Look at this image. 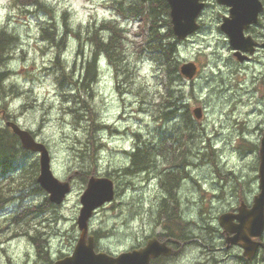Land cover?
Returning a JSON list of instances; mask_svg holds the SVG:
<instances>
[{
	"label": "rangeland",
	"instance_id": "rangeland-1",
	"mask_svg": "<svg viewBox=\"0 0 264 264\" xmlns=\"http://www.w3.org/2000/svg\"><path fill=\"white\" fill-rule=\"evenodd\" d=\"M43 1L46 11L34 8L23 11L10 0H0V25L16 35L10 59L1 65L8 71L5 84L15 83L16 89L5 101L0 97V127L5 126L6 114L8 119H15L23 128L31 130L37 140L46 144L53 174L61 181L68 180L70 191L60 204L52 203V208L43 204L33 210V203H42L48 193L42 188L39 193L34 188L38 184L33 181L38 155L30 151L17 157L11 171L0 172V196H3L0 199V264H51L72 252L79 236L76 219L81 207L80 196L86 187L78 172L90 171L94 165L96 175L109 174L107 177L112 179L115 189L114 199L98 208L89 222L90 232L101 233L96 239L98 250L111 254L129 251L160 230L157 223L162 218L157 209L165 192L158 185L157 169L130 177L118 171L129 162L126 152L137 140L159 142L179 130L181 116L170 121L162 119L166 115L162 113L165 106L162 103L166 101L160 102L165 89L179 103L187 104L197 133L196 138L186 141L187 153L182 166L187 164L183 171L190 173L193 182L188 180L184 189L177 188L175 200H170L175 202L173 206L176 204L175 219L182 211L194 217L200 211L205 212L203 216L206 213L218 216L229 210L230 205L237 208L240 200L251 205L258 192L256 170L264 131V46L246 61L236 58L227 35L219 29L222 16L228 15L227 6L206 0L208 4L200 13L199 29L176 43L180 65L189 61L197 65L193 79L181 76L170 82L147 59L139 61L128 79H124L122 75H115L105 56H100L97 79L91 85L93 94L85 104L93 111L97 123L108 127L97 126L91 140L89 121L76 113L83 109L81 102L75 101L76 94H83L70 84L69 78L58 77L59 67L66 65L70 74L68 67L73 64L80 67V60L91 57L92 44L86 39V29L114 17L113 10L108 7L109 0ZM64 20L70 29L56 61L58 48L42 35L40 27L52 21L56 33L62 32L66 28ZM261 20L262 25L249 32L253 37L264 34V17ZM118 21L131 37L139 31L137 22L120 16ZM77 30H80L78 36L74 33ZM79 41L83 57H78ZM138 41L140 37H135L132 43H127L129 56L135 53L134 42ZM196 107H201L199 119L192 112ZM89 140L93 144L81 146ZM165 145L160 147L162 153H156L158 165H164L169 155L164 153ZM93 147L95 156L98 154L94 163L90 157ZM192 163L199 165L194 167ZM210 190L221 193L226 200L209 208ZM197 252L195 246H187L178 259L158 264H190ZM218 252L242 255L238 248L223 247ZM241 263L236 259L221 262Z\"/></svg>",
	"mask_w": 264,
	"mask_h": 264
},
{
	"label": "trees",
	"instance_id": "trees-1",
	"mask_svg": "<svg viewBox=\"0 0 264 264\" xmlns=\"http://www.w3.org/2000/svg\"><path fill=\"white\" fill-rule=\"evenodd\" d=\"M12 4L20 8L23 11H29L31 8L41 9L46 11L47 5L43 0H10ZM108 7L113 10L114 17L108 20H102L98 25L87 28L86 39L92 44L91 48V57L88 59L80 60V67L72 66L69 68L70 74H68L66 65L60 64L59 70L60 75L58 77L69 78L70 84L75 85L78 91L81 94H76L77 99L82 104V110L76 113L82 119L89 121L90 129L89 135L91 140L94 139V131H96L97 126L106 128L108 125L97 123L93 111L88 104H85V100L93 94L92 84L95 83L97 75L99 72V57L105 56L107 61L113 66L114 73L116 76H123L124 79H128V75L131 74L133 67L142 59L149 60L151 63H154L160 71V74L164 77H167L170 82H175L181 78L179 73V65L181 61L177 53V39L175 38L172 29L169 16V5L166 0H109L107 2ZM123 17V20L134 21L138 23L139 31L133 34V37L130 36L129 31L122 26L118 21V18ZM46 26H41L42 35L50 40L58 49L56 51V61H59L62 50L64 49V38L65 34L69 32L68 22L64 20L63 25L66 27L62 32L56 33L55 23L52 21L48 22ZM80 30L75 31V35H79ZM56 33V36L53 34ZM135 37H140V41L134 42L135 53L129 56L127 52V43L134 41ZM78 40H82L78 38ZM16 41V35L12 32H9L5 26L0 25V66L6 64V61L10 59L12 55V46ZM174 41V42H173ZM132 43V42H131ZM140 50L137 52V50ZM79 53L78 57H83L82 43L79 41V47L77 48ZM9 79L8 71L4 69L3 66L0 67V97L5 101L13 91L16 89V84L11 83L7 86L5 83ZM165 88V87H164ZM179 97V96H178ZM176 97V98H178ZM181 99V98H180ZM179 99V100H180ZM163 100L166 102L162 103ZM164 106L162 110L163 114H166L162 117L164 120H172L175 117H182L183 122H179V130L175 131L174 134L170 133L171 136L164 137L160 142L154 140H142L139 139L134 143V146L130 151H127V156L129 162L127 167L124 166L120 168L118 173L130 177L139 173H153L155 169H159V172L163 173L164 177L169 178L170 176L176 177L177 182L179 177L183 173L182 166L186 158V141L193 138H196L197 133H195L196 126L193 124V117L190 111L187 108L186 103L178 102L174 97L169 93V90L165 89L162 92L161 102ZM182 108V110L180 109ZM71 111H75L73 108H70ZM1 111V110H0ZM5 112V111H4ZM168 114V115H167ZM179 114V115H178ZM8 115L4 114L5 120H8ZM185 123V124H184ZM94 126V127H93ZM105 126V127H104ZM96 127V128H95ZM137 139L140 138L136 134ZM160 143V145H159ZM81 144V143H80ZM93 144L90 140L88 144H81L84 148ZM167 149L166 152L169 154L166 161V166L158 165L156 162L155 156L157 152H163L160 150L161 145ZM28 150L24 149L19 141V138L12 130L3 126L0 127V172L6 173L13 169L17 157L21 153H27ZM90 157L91 161L96 160L98 154L95 148H91ZM188 163V162H187ZM174 168H171V166ZM162 166V167H161ZM164 166V167H163ZM96 165L92 166L90 171L80 170L79 178L87 182L88 178L92 175H96L95 170ZM150 169V170H149ZM38 171V163H34V176L33 181L36 182L35 174ZM116 172V170H115ZM135 172V173H134ZM130 174V175H128ZM118 175V174H117ZM105 176H109L108 173H105ZM110 177V176H109ZM35 190L39 193L42 192L41 187L35 183ZM168 193V198L174 200V191L172 188L166 189ZM45 194V193H44ZM3 196H0V199ZM46 204L48 207H53L54 205L49 202L47 197H44L43 202L40 204L33 203L32 209L34 210L37 207ZM28 206H31L30 204ZM2 205L0 206V208ZM167 209V208H166ZM160 208L157 209L160 218H169L173 217V210L171 207L168 209ZM179 216H177L178 218ZM95 238L97 239L101 236L99 231L93 232ZM47 258V257H45Z\"/></svg>",
	"mask_w": 264,
	"mask_h": 264
},
{
	"label": "water",
	"instance_id": "water-1",
	"mask_svg": "<svg viewBox=\"0 0 264 264\" xmlns=\"http://www.w3.org/2000/svg\"><path fill=\"white\" fill-rule=\"evenodd\" d=\"M169 5L171 29L177 40L185 39L199 27L197 17L203 9V0H166ZM219 4L230 7V17L224 18L220 25L229 39L230 46L238 60L253 53L256 42L250 36H244L243 30L257 19L262 11L259 0H216ZM193 62H184L179 67L180 74L191 79L196 73ZM196 118H200L201 108L193 109ZM5 125L16 134L24 149L38 154L39 172L37 182L48 193V200L60 204L70 191L68 180L61 181L51 169L50 154L46 145L38 141L31 131L21 127L16 121L7 120ZM258 192L253 196L250 207L240 203L237 212H224L219 216L220 225L232 233L227 243L239 244L243 255L251 258L259 247L264 249V241L259 240L264 232V131L258 150ZM114 184L107 176H90L80 196L81 207L76 219L79 236L69 255L52 262V264H149L150 259L160 254H170L172 250L165 242L156 238L147 240L143 247L112 255L95 250V238L89 234V220L94 211L113 200ZM237 223H231L232 219Z\"/></svg>",
	"mask_w": 264,
	"mask_h": 264
},
{
	"label": "flooded vegetation",
	"instance_id": "flooded-vegetation-1",
	"mask_svg": "<svg viewBox=\"0 0 264 264\" xmlns=\"http://www.w3.org/2000/svg\"><path fill=\"white\" fill-rule=\"evenodd\" d=\"M204 1H205V6H206L208 4V2L206 0H204ZM259 1L262 5V8H263L262 11H260L258 13L256 21L253 23H250L248 25V27L243 30L244 36H250L256 42V44L254 46V52H256V50L259 47L264 46V40H263L264 34H260L261 36L255 35L254 37L251 34H249V32L251 30L254 31L258 26L262 25L261 19L264 17V0H259ZM215 2H216V0H215ZM221 5H224V4H221ZM224 6H227V8H228V15L222 16L220 25L223 22L224 18L230 17V7H228V5H224ZM198 22H199V19H198ZM220 25H219V29L221 30ZM199 26H200V22H199ZM242 53H243L242 55H244V54L246 55V57L244 59L245 61L250 59L251 55L254 54V53L253 54H247L246 52H242ZM164 165L166 166V164H164ZM186 166H187V164L184 166L183 170L186 168ZM171 168H174V166L172 165ZM156 172H157L156 173L157 182H158V185L161 189V192L162 191L165 192L164 193L165 195L163 194V196H162V200L159 204L158 209H160V208L166 209L167 208L166 211L169 212L168 209H169V207H171L172 210L174 211L176 204L172 207L171 205H173V204L169 201L167 202V200H172V199L165 198V196L168 197V193L166 192V189H168L170 187L176 193V189L180 188V183H179L180 179L182 180V182L185 180L183 182L185 185L186 183L188 184V180L192 181L193 177L190 175V173H188V172L185 173L183 171L179 181L177 182L176 177H172V176H170L169 178L164 177L163 173L159 172V169H157ZM256 181L258 184V177H257ZM182 185L183 184H181V186ZM196 185L199 186L200 188H202L200 184L196 183ZM182 187H181V189H182ZM210 194L212 195V197L210 199V201H212V202L209 201V205H208L209 208L213 207L214 203H218L220 205V204H222V202L224 200H226L225 197H223L221 195V193H216V192L214 193V191L211 190ZM236 200H237V197H236ZM242 202L244 203L243 200H240L239 204ZM173 203H175V202L173 201ZM178 203L180 204L179 198H178ZM247 207H249V206L247 205ZM227 209H229V210H225L223 212H236L237 211V208H233L232 205H230ZM184 212L185 211H182L181 217L180 216L178 218L176 217L177 220L175 219L174 216L169 217V218L166 217V218L159 220V222L157 223V227H159L160 230L157 232H154L153 235H150L151 237L148 236V238L145 239L144 244L137 247V248L143 247L146 244V241L148 239L156 238L159 242H165L166 245L171 248L172 253L167 254V255L160 254L159 256L150 259L149 264H154L155 262H157V264H158V262L161 263L163 261L176 260L182 256V252L184 253V249L187 246H193V247L195 246V248L198 249L197 255L194 257L195 260H192V262L190 264H210V262H212L213 264H219V263L221 264V262L225 259L240 260L243 262L241 264H264V249L261 247L258 248L255 255L252 256L251 258H247L243 254L242 255L234 254L233 252L232 253H225V254H221L218 252L220 249H223V247H224V249L238 248L242 252V248L239 244L227 243V241H226L227 238L231 237L233 234L230 232H227L223 228V226L220 225L219 216L221 213L218 216L217 215L213 216L210 213H206V216L203 217V214L205 212L200 211V213H198V217H199L198 218L197 216L196 217L189 216V215L186 216V215H184L185 214ZM191 217H193V218H191ZM185 218H187V219H185ZM179 219H180V221H178ZM170 220H172V222ZM175 220L178 221L177 222L178 224L175 223L176 222ZM192 220H195V221H192ZM168 221H170V222H168ZM173 222H174V225L177 224V226H174ZM231 223H237V220L234 218V219H232ZM178 226H180V228ZM170 230H171V232H170ZM258 239L261 241H264V232H263V235ZM204 249H207V252H204Z\"/></svg>",
	"mask_w": 264,
	"mask_h": 264
},
{
	"label": "bare ground",
	"instance_id": "bare-ground-1",
	"mask_svg": "<svg viewBox=\"0 0 264 264\" xmlns=\"http://www.w3.org/2000/svg\"><path fill=\"white\" fill-rule=\"evenodd\" d=\"M173 42H174V41H173ZM178 115H179V114H178ZM184 124H185V123H184ZM98 126H99V125H98ZM93 127H94V126H93ZM101 127H102V125H101ZM104 127H105V126H104ZM95 128H96V127H95ZM98 129H99V128H98ZM102 129H104V128L102 127ZM102 129H101V130H102ZM90 130H91V129H90ZM103 131H104V130H103ZM103 131H101V132H103ZM99 132H100V131H99ZM191 165H193L194 167H197V166L199 165V163H197V165H194V163H192ZM126 167H127V166H126ZM149 170H150V169H149ZM120 171H121V170H120ZM256 171H257V170H256ZM134 173H135V172H134ZM125 175H126V174H125ZM128 175H130V174H128ZM179 178H180V177H179ZM255 180H256V179H255ZM184 181H185V180H184ZM184 181H183V182H184ZM190 181H191V180H190ZM253 181H254V180H253ZM180 182H181V181H180ZM191 182H192V181H191ZM254 182H255V181H254ZM214 184H215V183H214ZM183 185H184V183H183ZM183 185H182V186H183ZM249 187H250V185H249ZM182 188H183V187H182ZM251 188H252V187H251ZM175 189H176V188H175ZM175 189H174V190H175ZM178 189H179V188H178ZM183 189H184V188H183ZM248 189H249V188H248ZM252 189H253V188H252ZM180 190H181V185H180ZM253 190H254V189H253ZM176 191H177V190H176ZM210 191H211V190H210ZM216 192H217V191H216ZM247 192H248V191H247ZM251 192H253V191H251ZM177 193H178V192H177ZM214 193H215V191H214ZM248 194H250V193L248 192ZM164 195H165V194H164ZM216 195H217V194H216ZM211 196H212V195H211ZM176 197H177V196H176ZM165 198H166V196H165ZM186 198H188V197H186ZM214 198H215V197H214ZM216 198H217V197H216ZM170 199H171V198H170ZM188 199H189V198H188ZM172 200H173V199H172ZM174 200H175V199H174ZM169 201H170V200H169ZM177 201H178V198H177ZM189 201H190V200H189ZM170 202H171V201H170ZM210 202H212V201H210ZM172 204H173V203H172ZM186 204H187V203H186ZM171 206L173 207V205H171ZM178 206H179V205H178ZM190 206H191V205H190ZM210 206H211V205H210ZM188 207H189V205H188ZM37 208H38V207H37ZM51 208H52V207H51ZM190 208H191V207H190ZM190 208H189V209H190ZM38 209H39V208H38ZM174 211H175V210H174ZM174 211H173V212H174ZM186 211H187V210H186ZM173 212H172V213H173ZM188 212H189V211H188ZM167 213H168V212H167ZM187 214H188V213H187ZM184 215H185V214H184ZM208 215H209V214H208ZM154 216H155V215H154ZM174 216H175V215H174ZM186 216H187V215H186ZM200 216H201V215H200ZM205 216H206V215H205ZM160 217H161V216H160ZM180 217H181V216H180ZM193 217H194V216H193ZM193 217H191V218H193ZM197 217H198V216H197ZM203 217H204V216H203ZM210 217H211V216H210ZM212 217H213V216H212ZM182 218H183V217H182ZM182 218H181V219H182ZM187 218H188V217H187ZM187 218H185V219H187ZM198 218H199V217H198ZM206 218H207V217H206ZM162 219H163V218H162ZM173 219H174V218H173ZM170 221L172 222V220H170ZM170 221H168V222H170ZM175 221H176V220H175ZM175 221H174V222H175ZM178 221H180V219H179ZM178 221H176L175 223H177ZM182 221H183V220H182ZM182 221H181V222H182ZM192 221H195V220H192ZM204 221H205V220H204ZM174 222H173V225H174ZM184 222H185V221H184ZM190 222H191V221H190ZM206 223H207V222H206ZM206 223H205V224H206ZM177 224H178V223H177ZM177 224L174 225V226H177ZM179 224H180V223H179ZM202 224H203V223H202ZM183 225H184V224H183ZM209 225H210V224H209ZM180 226H181V225H180ZM180 226H178V227L180 228ZM188 226H189V225H188ZM175 228H176V227H175ZM211 228H212V227H211ZM211 228H210V229H211ZM178 230H179V229H178ZM178 230H177V231H178ZM184 230H185V229H184ZM204 230H205V229H204ZM208 230H209V229H208ZM170 232H171V230H170ZM193 233H194V232H193ZM209 233H210V232H209Z\"/></svg>",
	"mask_w": 264,
	"mask_h": 264
}]
</instances>
